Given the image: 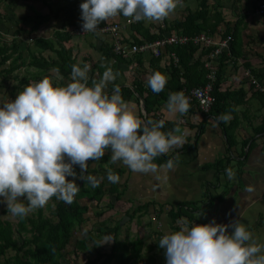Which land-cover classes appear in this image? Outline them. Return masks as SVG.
Here are the masks:
<instances>
[{"label": "clouds", "instance_id": "clouds-1", "mask_svg": "<svg viewBox=\"0 0 264 264\" xmlns=\"http://www.w3.org/2000/svg\"><path fill=\"white\" fill-rule=\"evenodd\" d=\"M182 3L183 0H85L80 4L81 27L85 33L99 34L102 22L121 14L130 18L129 22H162ZM258 7L254 8L255 15ZM102 67V77L92 80L91 86L90 65L81 67L78 63L72 65L71 82L66 86H54L53 77L45 76L27 84L15 100L0 104V203L6 204L13 217L23 219L44 208L53 197L73 203L80 191L77 180L99 187L104 177L88 175V166L89 161L101 160L106 149H110V163H122L136 173L155 174L158 180V173L175 169L179 157L162 165L154 160L186 142L180 126L164 132L163 120H142L135 105L122 98L119 85L114 84L111 95L105 91L119 72L107 65ZM59 71L51 70L56 79L63 80ZM167 79L155 71L147 85L159 94ZM166 107L169 114L184 116L190 109V99L177 91L169 95ZM230 119L229 114L216 117L218 122ZM226 174L230 180L235 178L231 168L226 169ZM119 179V175L107 170L109 182L117 183ZM248 191H253L252 187ZM181 222L183 227L159 240L166 264H264V245L257 243L239 220L229 225L215 220L189 225L182 217ZM229 228L233 229L231 233Z\"/></svg>", "mask_w": 264, "mask_h": 264}, {"label": "crops", "instance_id": "crops-1", "mask_svg": "<svg viewBox=\"0 0 264 264\" xmlns=\"http://www.w3.org/2000/svg\"><path fill=\"white\" fill-rule=\"evenodd\" d=\"M72 1L80 4L85 2V0ZM202 1L206 2V8H208V24L212 28L209 27V30L204 31L202 34L208 36L213 42V45L211 48H203L199 46L200 48H198L191 63L196 61L201 62L199 71L206 72V75L208 74L207 76H209L213 70L216 75L220 74V62L213 61L211 56H208L209 53L211 54L213 52L212 48L216 47L226 38L227 31H230L229 34H233L238 28L239 23L243 22L242 26H240L241 29L240 27L238 28L235 40V56L230 53L229 57H231L232 62H228L224 65V68L221 69L223 70L224 77L220 91L222 93H225L226 91L232 92V95H230L231 99L228 97L226 102L228 109L222 112L224 114L228 113L231 116V119L225 123V125H220L218 121L212 117L213 119H209L208 124L200 130V127L198 128V126L200 125V121L203 120V116H201L200 113L188 111L184 116H180L179 114L173 116L169 114L166 104L176 83V79L172 76L169 70L171 65L170 62L173 59L172 64L174 63V66L178 63V61H176L178 58L175 51L172 50V46L164 52L162 57L158 58L157 64L154 65L152 61L155 57L148 54L138 55L135 59L128 60V62L115 56L112 49L113 40L110 37L73 35L70 40L72 43L70 49L74 54V58H76V64L79 63L81 67H83V64L85 63L90 65V71L88 73L89 81L92 76L94 79H98L96 77H98L99 70H102L103 72L105 71V68L102 67V65L110 66L113 68L114 72H119V76L115 81L117 85L120 86V90L123 88H128L130 90V92H120L122 98L124 101L131 102L135 105L137 115L145 122L148 119L153 120V118H151L153 114L148 115L146 110L147 103H145L144 96H141L134 88L135 81L142 80L143 86L149 88L147 85V79L151 75V72L159 71L160 69L167 70L165 72L166 77L168 78L167 84L161 94L164 96L160 98L159 105L155 106L154 114L160 116L165 122V127L168 126L164 132L170 131L179 125L186 142L182 146L174 147L165 154L167 156L173 155L171 159L174 161L176 157H179L175 169L166 171L165 177L167 182H169V190L172 188L174 193L183 192V187L186 184V192H188L186 194V201L191 200L192 203L198 202L197 204H200L199 201L203 198V188L206 183L208 184L210 182L222 180L230 181L232 183L240 182L242 180H253L256 182H260L262 179L264 180V176H262V174H264V133L259 131V129L264 126V91L259 92L261 94L255 91V89L262 90L261 83H264V18L255 15V9L253 8L259 3V0H183L182 6L177 7L175 12L164 20L163 24L161 22L139 21L141 24L127 26L122 30L123 39H125L127 44H137L136 40H140L141 42L149 40L150 37L157 35L160 32V28L164 29L166 26L168 28L175 22L184 21L191 12L199 11L201 9L200 6ZM58 4H61V2ZM38 5H40L39 2ZM126 19L127 18L121 14L117 17L110 18L106 23H112L115 21H121L124 23ZM41 30L42 29L39 31L41 32ZM180 31L181 30H171L164 35H169L173 32L181 33L182 31ZM55 32L56 31H54L55 35L53 34L55 40H50V38L48 40L53 42L55 49H60V46H58V48L56 47L57 42L55 41L57 40ZM13 37L20 38L9 43V46L14 42L20 44L19 41L22 36L19 28H17ZM44 39L47 38L44 37ZM25 48L27 49H24V51L21 47L20 50H23V52L19 51L16 54L20 55V53H22L24 55V65L26 64L28 57L32 56L34 59L35 56H39L41 51V46L37 47V45L34 47H30L29 45V47L27 46ZM108 50L109 52L106 54V51ZM48 53L50 54L48 55ZM51 53L55 54L57 57V54L50 50H43L42 55L46 59H50V57L52 58ZM117 58H120V61H117ZM21 62V60L18 61V63ZM209 63H212V67L208 66ZM24 65H21L20 68ZM29 65L40 69L37 73L40 76L45 74L43 73L44 71L53 68L48 67L42 69L39 66L40 64H36V61L34 63L29 62ZM32 74L34 73L31 72V76H28V78L25 77L20 84L25 86L31 83V80H33ZM64 81L65 80H61L60 82L56 81L53 82V84L54 86L57 84L65 86ZM180 81H183L182 76L180 77ZM68 82H71L70 79ZM68 82L66 84H68ZM114 82L109 83L105 90L109 95L112 93L111 87ZM15 86L18 85L12 84V88ZM156 99H153V102H155ZM228 126H231V128ZM227 127L231 129L230 134H227ZM229 137L233 140V143L229 144ZM185 145L193 146L186 148ZM105 153L104 157L108 156L107 163L110 164V169L113 173L121 177L116 183L117 186H119V190H121L120 184H125V189L127 190L129 186L135 187V184L137 183L136 181L139 179L140 181L144 180V178H142L143 176L146 179V174L132 172L122 163H110V149H106ZM224 160L226 161L225 164L228 168H231L235 172L234 179L230 180L228 178L226 169L223 171H216L213 169L215 165H222ZM101 162L102 159L96 162L89 161L90 165L88 167L91 170L89 175L99 177V179L100 177H105L107 171L101 170L106 169H99ZM166 162L167 160L163 159L156 164L162 165ZM122 168H125L126 170L122 171ZM98 169L101 171V174L97 172ZM259 171H261L262 174L259 173ZM220 172L225 175V178H222L223 176ZM180 173H182V175L178 176ZM193 174H199L198 176L200 178L197 182L191 181L193 179L191 178V175ZM136 176L139 177L138 180ZM167 176H172V178L168 179ZM177 176L178 178H184L186 176V182L183 185L181 183L180 185L174 183ZM121 179L124 181L121 182ZM129 180L132 182L130 183ZM161 182L162 181L160 180L156 181L155 184L150 182L152 184L150 187L144 185L145 188L140 189L147 191L148 189L150 190V188L152 190L161 189L162 191L168 192V190L162 186L164 182ZM102 184H105V182L100 183V190L105 187ZM262 184V189L257 190L258 193L254 198H251L249 194L245 195L244 193L239 197V206L242 207V211L241 214L236 216V218L238 217L242 219L245 213L248 212L249 208L252 209L256 207L259 202L264 203V182ZM154 187L158 188L153 189ZM207 191H209V188ZM261 207L262 206H257L256 209ZM215 209H217V206ZM257 212L258 211H254V213ZM262 213L264 214V210ZM154 253L155 251H152L150 256L147 257L143 252V258H155L153 255ZM142 260L144 261V259ZM141 264H144V262H141Z\"/></svg>", "mask_w": 264, "mask_h": 264}, {"label": "trees", "instance_id": "trees-1", "mask_svg": "<svg viewBox=\"0 0 264 264\" xmlns=\"http://www.w3.org/2000/svg\"><path fill=\"white\" fill-rule=\"evenodd\" d=\"M18 1L19 0H0V5L3 3L7 5L8 9L11 4H15ZM22 1L28 3L27 8L31 13L23 17L25 22L33 24L30 29L31 33L38 32L42 27L46 26L53 19H60L62 21L61 23L63 27L61 28V30H55L57 43L59 44L60 49H55L53 42L48 39H44V37L37 38L36 40L38 41H36V45L37 47L41 46V51L39 56L34 57L33 63L36 61V64H40L39 66L42 69L48 67L59 68V74L63 76V78L69 79L71 75V67L72 65L76 64V58H74L72 50L70 48L66 49L63 44L66 41H70L72 39L73 34H71V30L76 27H81L83 23V21L80 19V3L73 2L72 0H64L57 7V9H54L55 6L53 3L57 0ZM36 2L41 3V6L44 9L47 8V11L49 13L42 14L34 4ZM262 2L263 0H259V3L253 8L258 7ZM200 7L201 9L199 11L191 12L184 21L175 22L168 28L166 26V29L160 28V32L157 35L150 37L149 41L162 38L165 33H169V31L171 30H181L182 32H180L182 34L190 38H194L202 34L204 31H208V28H211V26L208 24V8H206V2L202 1ZM259 17L264 18V16ZM106 24V22H103L99 25V27H102ZM242 24L243 22H240L239 25L237 24L238 28L242 26ZM238 28L233 32V34H231L232 41L229 44L228 50L224 51L218 58L220 62V74H217L215 76V82L213 84V95L216 98L215 106L211 107L208 113L203 112L199 108L200 106L195 102L190 106V112H198L201 114V116H203V120L200 121V125L198 126V128L200 127V130H202L205 125L208 124L209 117H213L216 120V117L224 114L222 112L228 109V106H226V102L227 98L232 95V92L226 91L225 93H222L220 91L224 77L222 72L223 70L221 69H223L224 65H226L228 62H232L231 57H229L230 53L235 56V40L237 37ZM229 32L230 31H227L225 39H227V37L230 35ZM88 35H93L96 37H106L100 33H89ZM136 43L142 44L143 42H141L140 40H136ZM21 46H25L23 41H20V44L14 42L9 46V43L6 41V39L2 37L0 28V75L4 76L3 80L0 81V88L6 87L7 80H10V83H13L17 80L18 75H15V72L20 68L21 65H24L25 63L24 55L22 53H20V55H16L20 51ZM171 48L173 51H175L178 58V63L175 66L174 63L172 64L173 59L170 62V73L176 79L175 87L172 93L183 91L185 94V91H190L193 88L206 86L209 82L207 76L208 74L206 75V72L199 71L201 62L196 61L194 63H191V60L193 59L195 53L197 52L198 48H200L199 45L196 46L195 44L190 43L185 46ZM43 50H50L56 53L57 60L46 59L42 55ZM108 52L109 50L106 51V54ZM115 56L120 57L117 54H115ZM208 56H210V53ZM120 58L126 62H128V60H132L123 59L122 57ZM120 58H117V61H120ZM11 60V64L7 65V63ZM19 60H21L22 62L18 63ZM157 61L158 58H153L152 63H154L155 65L157 64ZM159 71L166 76L165 72L167 70L165 71L164 69H160ZM154 72L155 71L151 72V74ZM102 74L103 71L99 70L98 77H96L98 79H94L91 75L92 77L90 78L89 86H91L92 80L98 81L102 77ZM181 76L183 81H180ZM114 84L117 85L116 81L111 87V92L113 91ZM261 87L264 89V84L261 83ZM134 88L137 92H139L141 96H144L146 101L145 103H147L146 110L148 115L153 114L151 118H153V120L155 121H159L160 116L154 114V108L156 105H159L160 98L164 96L161 95L163 91L159 94L153 93L150 88H145L143 86L142 80L135 81ZM13 89V93L16 90H19L17 86L13 87ZM255 91L258 93L263 92L262 90L258 89H255ZM120 92L125 93L130 92V90L128 88H123L120 90ZM153 99H156V101L153 102ZM218 123L220 125H225V122ZM167 127L168 126H164V128L161 130L164 131ZM228 127L231 128V126ZM228 127L226 129L227 134H230L231 129H229ZM259 131L264 133V126L260 128ZM229 140V144L233 143V140L230 137ZM190 146L193 145H185L186 148ZM172 156L173 155H162L159 158L169 160ZM107 162L108 159L105 163ZM227 168L228 166H226V169ZM90 172L91 170L88 167L87 174L89 175ZM81 184L82 186L80 188V191L88 186V183H85L84 181L82 182L80 180L78 182V186L80 187ZM100 186L101 185L99 183V187ZM99 187H94L96 191L92 196H89V198L91 197L89 201H96V203H101L102 200L107 197V194L104 193V191L102 192ZM107 191L110 194H115L117 199H120V197H122L121 195H123L119 193V186H117L116 183H111V187ZM83 197L84 196L81 195V197L79 198L76 195L73 203L71 204H67L53 197L52 199L55 203V208L51 216L46 215L45 211L43 209H40L38 213L32 217L28 215L23 219L18 218L16 227L10 221H0V264H141V262H144L142 259H145L143 258L144 250L147 248V252L151 253L152 251H154V249H156L152 246L145 247L144 238H138L130 243H122L119 240L121 232L120 223H117L114 228H110L109 225L106 224V222L100 223V227L95 228L96 223H93L92 228L88 231L89 233L84 239H76L74 231L78 226H82L87 222L86 220L88 219L86 218V214H88V212L90 211V207L88 204L81 203V200L88 199L86 197V199H83ZM215 201L216 200L212 199L208 204H210V206H213ZM189 204L190 203H186L185 205H182L180 207L173 208L169 212L170 216L173 218V221L181 219L182 217H187V221L193 224L196 219L191 214L195 215L198 212L204 211L203 209H205V203L204 206L201 207L202 209H200V207L196 208L197 204H195L194 207L193 205ZM108 208H112V205L108 206ZM146 208L148 207H146L145 205V209ZM139 209H142V206H140ZM96 214L101 218L104 213L103 210H100L96 212ZM136 214L137 213L130 215L131 220L135 219ZM197 222L199 221L197 220ZM201 224L203 223H200L199 225ZM102 228H106V232H103ZM177 230H179V228H176V231ZM111 236H113L112 251L110 253H102L98 251L96 248L100 244L102 237L109 238ZM162 236L163 235H161V237ZM91 242L93 244L92 247L89 245V243ZM91 252L95 254L94 257L90 256V254H92ZM12 253L13 255L10 256V254ZM80 256L81 259L83 258V256L85 257L83 263L77 262ZM151 261L155 264H158L155 258H152Z\"/></svg>", "mask_w": 264, "mask_h": 264}, {"label": "rangeland", "instance_id": "rangeland-1", "mask_svg": "<svg viewBox=\"0 0 264 264\" xmlns=\"http://www.w3.org/2000/svg\"><path fill=\"white\" fill-rule=\"evenodd\" d=\"M63 1L64 0L55 1L53 3L55 6L54 9H57V7L60 5L58 3L60 2L62 3ZM34 4L41 11L42 14L49 13L47 11V8L44 9L41 6L42 5L41 3H39L40 5H38V2ZM26 5H27V2L22 1V0H19L15 4H11L10 5L11 7L9 6L8 9H7V5L3 3L0 5V11H1L0 28H1L2 35H4L2 37L5 38L8 43H12V41H16V39L20 37H13V36L16 33L17 28H19V30H21V36H22L20 41H23L26 47L27 46L29 47V45L30 47L36 46L35 41L39 37H45L47 39L50 38V40H55L54 31L61 30V28L63 27L61 23L62 21L60 19L58 20L53 19L48 23V25L41 28L42 29L41 32L38 31V32L31 33L29 32V29H31L32 24L25 22L23 18L25 15L31 14L28 11V8L26 7ZM63 45L65 46L66 49H69L71 48L70 45H72V43L71 41H66ZM25 46H21L23 50L26 49ZM58 46L59 45L56 43L57 48ZM23 50H20V51L23 52ZM49 54L50 53H48V55ZM51 56L52 58L50 57V59L57 60V57L55 56V54L51 53ZM33 61L34 59L32 58V56L28 57L26 64L15 72V75H18L19 78L17 77V80L14 81L13 83H10V80H7L6 87L0 88V104L8 103L11 100H15L17 94L21 92L26 86V85L22 86L20 83L25 79V77L28 78V76H31V72L34 73L32 74L33 80H31V82H38L37 80L40 81V79H42L45 76L53 77V82L61 81L59 79H56L54 74L51 72L53 68H50L44 71L43 73L45 74H43L42 76L38 75L37 73L40 69H38L35 66L29 65V62H33ZM11 62L12 60L9 61L7 65L11 64ZM3 77L4 76L0 75V81L3 80ZM66 79L67 78L63 79L65 80L64 81L65 86L67 85L66 83L69 81L70 78L67 79V81ZM12 84L18 85L17 87L19 90H16L13 93L14 89L12 88ZM107 159H108V156L102 159V162L99 165L100 166L99 169L105 168L106 170H101V171H107L108 169H110V164L105 163ZM161 160L163 159L157 158L155 160V163ZM225 163L226 161L224 160L222 165H215L213 169L216 171H223L226 169V166H227ZM99 169L97 172L101 174V171ZM125 170H126L125 168H122V171H125ZM75 171L79 175L80 173L79 167H76ZM220 173L223 176L222 178H225V175L222 172ZM259 173H261V171H259ZM159 175L161 176V179L159 180L164 182L162 186L166 190H168V192L162 191L161 189L152 190L151 188L150 190L148 189V191L142 190L143 188H145L144 185H146V187H150L152 184H155V182L158 181L155 174H146V179L143 176L142 178H144V180L142 181H140V179L138 180L139 177L136 176L138 181H136L137 183L135 184V187L129 186L127 190L125 189L126 188L125 184L121 185L119 183L121 187V190H119V193L123 195H121L122 197H120V199H117L115 194H110L107 191L111 187V182L107 180V174H106L103 180L100 181V183L105 182V184H102L105 187H103L101 191L103 192L105 189L104 193L107 194V197H105L101 203L99 202L96 203V201L94 202L89 201L91 198V197L89 198V196H92L95 193L96 189L88 184V186L83 188L77 194L79 198L81 197V195L84 196L83 199L85 197L88 198V199L85 198L86 200H81V203L88 204L90 207L89 208L90 211L88 212V214H86V218L88 219L86 220L87 222L84 223L82 226H78L76 230L74 231L76 239L78 240L84 239L88 235L89 233L88 231L92 228L93 223H96L95 228L100 227V223H103V222H106V224H108L110 228H114L117 225V223H121V221H123L124 217L126 216L130 217V215L137 213L134 220H131L130 218L128 221H126V223L123 226H121L119 240L122 243L123 242L130 243L132 241H135L138 238H144L145 247L152 246L156 248L154 249L155 253L153 255L155 259L157 260L158 264L159 263L166 264L165 250L159 248L158 246L159 239L161 238V235L167 234L172 231H176V228L180 229L181 227H183V223L181 222V219L173 221V218L170 216L169 212L173 208L180 207L182 205H185L186 203H190L189 205H193L194 207L195 204H197L198 202L197 203L194 202L193 204L191 200L186 201V194L188 193L186 192V184L183 187L185 191L182 190L183 192L174 193L172 188H170L169 190V187H168L169 182H167V179L164 178L165 172H161L159 173ZM181 175L182 173H180L178 176H181ZM198 175L199 174L191 175V178H193L191 181L197 182L200 178ZM178 176L176 177L177 179L174 178L176 179L174 183L179 184V185L181 183L183 185L186 182V176L184 178H178ZM262 176H264V174H262ZM167 177L168 179L172 178V176H167ZM96 178L99 179V177H96ZM69 179H71V177H69ZM79 181L80 180H77L76 183L78 184ZM120 181L123 182L124 180L121 179ZM263 182L264 180L262 179L260 182H256L253 180L252 181L242 180L240 182L232 183L230 181L222 180V181L210 182L208 184L206 183L203 188V194H204L202 196L203 198L199 201L200 204H197L196 206V208L200 207V209H202L201 207H203L205 203V206H204L205 209H203L204 211L198 212L195 215L191 214L196 219L194 223L197 225H199L200 223L208 224V223H211L213 220H215L217 224L229 225L233 223L234 221L239 220L240 222L242 221L241 223L245 224L246 227H249L248 230L252 233L253 239L257 243L264 245V214L262 213V211L264 210V203L259 202L257 204V206H262L261 208L256 209L257 206L254 207L255 209L249 208L248 212L245 213L242 219L238 217L236 218V216L238 214H241V211H242V207L239 206L240 205L239 197L243 195L244 193L245 195L249 194L251 198H254V196L258 193L257 190L262 189ZM81 186L82 184L80 185V188ZM249 187H252L253 191H248ZM156 188L158 187H154L153 189H156ZM208 188H209V191H207ZM212 199L216 201L213 204V206H210V204L208 203ZM25 203L27 202L25 201ZM145 204H149V205H146V207H148L146 209H145ZM110 205H112V208H108V206ZM140 206H142V209H139ZM216 206H217V209H215ZM54 208H55V203L53 202V199H51L47 203V205L41 209L45 211L46 215L51 216L53 214ZM39 210L40 209L34 211L33 213H30L29 216L32 217L36 215ZM100 210H103V213H104L101 218L100 216L96 214V212ZM254 211H258V212L254 213ZM185 219L187 220V217H185ZM197 220L200 223L197 222ZM0 221H10L16 227L18 223V218L13 217L10 213H8L6 204L1 203ZM189 225H192V224L189 223ZM102 230L103 232H106V228L105 229L102 228ZM232 231L233 229L229 228V233H231ZM105 238L106 237H102V240L100 241V244L98 245L96 249L102 253H110L112 251V246H113V236L109 237L108 240H106ZM106 242H110V243H106ZM89 245L92 247L93 245L92 242L89 243ZM146 249L144 250V255L150 256V253H148ZM11 255H13V253L10 254V256ZM94 255H95L94 253L90 254L91 257H94ZM78 259L79 260H77V262L83 263L85 257L83 256V258L81 259V256H80V258ZM148 263L155 264L154 262L151 261V259H147L145 257L144 264H148Z\"/></svg>", "mask_w": 264, "mask_h": 264}, {"label": "built area", "instance_id": "built-area-1", "mask_svg": "<svg viewBox=\"0 0 264 264\" xmlns=\"http://www.w3.org/2000/svg\"><path fill=\"white\" fill-rule=\"evenodd\" d=\"M256 14L264 16V0L259 5L256 10ZM130 18H127L124 23L121 21H115L112 23H107L106 25L99 27L102 29L100 34L110 37L113 40V49L114 53L123 59H135L138 55L148 54L152 57L159 58L162 57L164 52L169 47H179L194 43L203 48H211L213 42L211 39L204 35L200 34L194 38H190L181 33H171L169 35H163L162 38H158L153 41L145 40L142 44H127L125 39H123L122 30L127 26L137 25L139 22H129ZM164 23V20L161 22ZM71 34L77 36L88 35L82 30V27H76L71 30ZM232 41V37L229 36L227 39L222 40L215 48L214 52L211 54L213 61L218 59V57L223 53L225 49L229 47V44ZM178 61V60H176ZM209 67H212V63H209ZM215 71L213 70L208 76L209 82L204 87L193 88L190 91H185V96L190 99V106L192 103L199 105L200 109L208 113L211 107L215 106L216 98L213 95V84L215 82ZM264 91V89H262ZM160 120H162L160 118ZM159 120V121H160Z\"/></svg>", "mask_w": 264, "mask_h": 264}, {"label": "water", "instance_id": "water-1", "mask_svg": "<svg viewBox=\"0 0 264 264\" xmlns=\"http://www.w3.org/2000/svg\"><path fill=\"white\" fill-rule=\"evenodd\" d=\"M144 110H145V108H144ZM144 112H145V111H144ZM82 182H83V181H82ZM129 219H130L129 216L124 217V218H123V221H121L120 225L123 226V225L126 223V221H128Z\"/></svg>", "mask_w": 264, "mask_h": 264}]
</instances>
